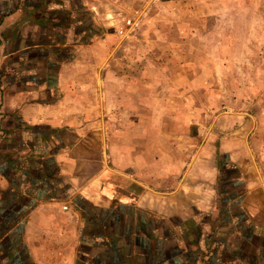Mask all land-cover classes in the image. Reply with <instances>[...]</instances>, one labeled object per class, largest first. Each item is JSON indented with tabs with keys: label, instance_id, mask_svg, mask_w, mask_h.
I'll return each instance as SVG.
<instances>
[{
	"label": "crops",
	"instance_id": "1",
	"mask_svg": "<svg viewBox=\"0 0 264 264\" xmlns=\"http://www.w3.org/2000/svg\"><path fill=\"white\" fill-rule=\"evenodd\" d=\"M146 1L0 0V264H264V120L145 123Z\"/></svg>",
	"mask_w": 264,
	"mask_h": 264
},
{
	"label": "rangeland",
	"instance_id": "2",
	"mask_svg": "<svg viewBox=\"0 0 264 264\" xmlns=\"http://www.w3.org/2000/svg\"><path fill=\"white\" fill-rule=\"evenodd\" d=\"M153 1L142 21L127 23L139 47L126 53L144 60L145 123L159 105H191L194 137L222 117L264 120V0ZM160 116L167 131L175 115Z\"/></svg>",
	"mask_w": 264,
	"mask_h": 264
}]
</instances>
